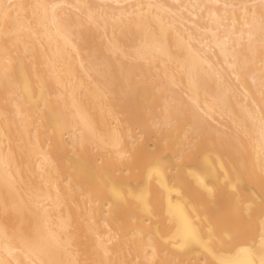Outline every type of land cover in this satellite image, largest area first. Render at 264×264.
I'll list each match as a JSON object with an SVG mask.
<instances>
[{"label": "bare ground", "instance_id": "bare-ground-1", "mask_svg": "<svg viewBox=\"0 0 264 264\" xmlns=\"http://www.w3.org/2000/svg\"><path fill=\"white\" fill-rule=\"evenodd\" d=\"M0 264H264V0H0Z\"/></svg>", "mask_w": 264, "mask_h": 264}, {"label": "rangeland", "instance_id": "rangeland-1", "mask_svg": "<svg viewBox=\"0 0 264 264\" xmlns=\"http://www.w3.org/2000/svg\"><path fill=\"white\" fill-rule=\"evenodd\" d=\"M13 49V48H12ZM92 50H87V51H84L83 52V55L85 56V57H89L90 55H92ZM96 53V57H97V62L98 63H100V62H102V58H103V56H104V52H100V50H98V51H96L95 52ZM104 53V54H103ZM14 55H16V53H14ZM106 55V54H105ZM40 68V66H38V65H36V69H39ZM99 69H105V65L104 64H102L100 67H99ZM248 79V78H247ZM249 80V82H250V85L252 86V81L250 80V79H248ZM155 92V94H161V92L158 90V88L156 87V89L154 90ZM181 93V92H180ZM183 94V93H182ZM184 95V94H183ZM2 102V105L3 106H5L6 104H7V102H5V101H1ZM162 103H164V100H162L161 101V104ZM164 110H165V108L163 107V106H161V107H158L157 109H156V114L155 115H152L150 112H148V111H145V112H143V114H142V120H141V122L139 123H137V124H134L133 125V127H132V129H133V134L135 135V136H138V137H136V138H140L139 137V135H140V132L142 131V128H141V123H146L147 125H149L150 127H149V129L147 130V136H148V149H149V151H154V150H156V148L154 147V141H155V138H154V132L157 130V128H156V126L154 125V123L155 122H157L158 120H159V117H160V115H162L163 114V112H164ZM160 114V115H159ZM122 117V119L124 120L125 118L123 117V116H121ZM124 126H126L125 124H124ZM145 135V136H146ZM16 137H17V135H16ZM15 156L17 157V159L19 160V161H22L23 163H22V168H26V166H27V164H28V161H32V158H31V156H30V153H29V151H28V147H23V146H25L24 145V142L23 141H20V142H17V143H15ZM196 150V149H195ZM134 152V150L133 149H130L129 150V153H128V155L131 157V154ZM161 153V152H160ZM163 153V152H162ZM165 155L167 154V153H164ZM98 162H99V160H98ZM64 164L66 165V166H69V163L67 162V161H65L64 162ZM84 200H86V198L84 199ZM84 240H86V239H84ZM125 255H126V258H127V260L129 261V260H131L132 259V255L130 254V253H128V252H126L125 253Z\"/></svg>", "mask_w": 264, "mask_h": 264}]
</instances>
